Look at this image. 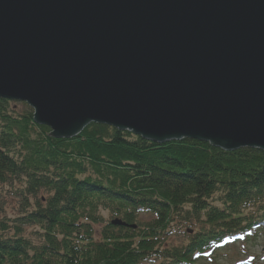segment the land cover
Returning <instances> with one entry per match:
<instances>
[{"label": "water", "instance_id": "95a60500", "mask_svg": "<svg viewBox=\"0 0 264 264\" xmlns=\"http://www.w3.org/2000/svg\"><path fill=\"white\" fill-rule=\"evenodd\" d=\"M0 98L54 139L264 153V0H0Z\"/></svg>", "mask_w": 264, "mask_h": 264}, {"label": "trees", "instance_id": "16d2710c", "mask_svg": "<svg viewBox=\"0 0 264 264\" xmlns=\"http://www.w3.org/2000/svg\"><path fill=\"white\" fill-rule=\"evenodd\" d=\"M12 103L0 99V183L22 201L16 219L0 220V264H191L211 242L264 224L262 151L158 144L99 124L54 139ZM177 221L202 227L167 247Z\"/></svg>", "mask_w": 264, "mask_h": 264}, {"label": "rangeland", "instance_id": "374dc122", "mask_svg": "<svg viewBox=\"0 0 264 264\" xmlns=\"http://www.w3.org/2000/svg\"><path fill=\"white\" fill-rule=\"evenodd\" d=\"M11 107L17 109L19 112H23L26 108L23 103L13 102ZM22 184L18 183L16 187H21ZM14 191H21L22 189H13ZM11 187L9 184L0 183V220L3 218L8 219H16L20 215L21 209V201L22 198L18 196H13ZM39 198H42V194L39 195ZM32 199V204H35ZM35 206V205H34ZM104 217L106 220L110 219L109 213L105 212ZM141 219L145 222H149L152 219V215H144ZM190 225L181 221H177L175 224L176 228L173 235H169L165 238V244L167 247H180L185 241L184 231ZM190 226L196 227L195 233L198 232L202 226H195V224H191ZM102 228L101 225H97L96 231H100ZM34 229L32 227H28L25 230V236L37 241L36 236L33 237L32 233ZM255 234H252L251 237L247 239H242L240 241H230L224 247L219 248L215 251L216 263L217 264H254V256L259 258H264V240L260 242L258 245L252 244L254 241H258ZM209 261L212 262V257L209 258ZM259 263V262H258ZM264 264V261L260 262ZM146 264H155V263H146ZM200 264H209L208 262L202 260Z\"/></svg>", "mask_w": 264, "mask_h": 264}, {"label": "bare ground", "instance_id": "6f19581e", "mask_svg": "<svg viewBox=\"0 0 264 264\" xmlns=\"http://www.w3.org/2000/svg\"><path fill=\"white\" fill-rule=\"evenodd\" d=\"M186 140H192V141H197V140H193V139H189V138H184V139H181V140H176V141H172V142H183V141H186ZM200 142V141H199ZM163 144H166V143H163ZM260 151V150H259Z\"/></svg>", "mask_w": 264, "mask_h": 264}]
</instances>
